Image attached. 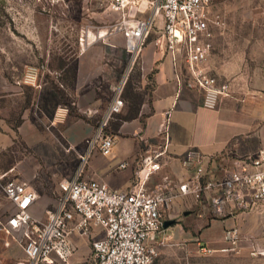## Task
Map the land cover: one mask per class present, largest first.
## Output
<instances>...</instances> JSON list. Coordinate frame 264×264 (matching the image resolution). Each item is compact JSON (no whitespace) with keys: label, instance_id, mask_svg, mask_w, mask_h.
<instances>
[{"label":"built area","instance_id":"2783aa9c","mask_svg":"<svg viewBox=\"0 0 264 264\" xmlns=\"http://www.w3.org/2000/svg\"><path fill=\"white\" fill-rule=\"evenodd\" d=\"M110 2L120 14L114 30L124 39L131 66L154 34V49L169 58L178 81L187 74L191 85L203 92L204 108L214 109L220 98L228 96V84H218L207 68L216 32L222 28L221 16L213 11L212 0H151L145 19H130L125 14L130 0ZM121 88H113L98 126L85 140V153L80 160L95 153L102 157L111 155L114 138L106 132V126L124 107ZM168 116L167 112L159 125L158 146L140 138L145 149L137 162L136 182L129 190H110L102 182L84 178L82 165L70 178L57 182L56 204L36 218L32 207L39 199L37 189L18 179L5 181L1 190L10 209L0 213V233L23 253L12 264H69L72 237H88L95 228L101 229L102 237L91 242L94 264H155L163 246L158 239L162 227L166 221L181 217L177 202L188 196L197 203L205 197L209 212L217 218L229 215L231 208L240 213L255 208L264 212V149L252 157L234 159L219 177L210 174L202 163H195L189 165L191 175L186 181L164 176L147 190L148 178L163 166L161 158L169 143ZM117 167L124 169L126 165L120 163ZM223 241L236 245L238 230H225ZM197 244L201 252H211L198 241Z\"/></svg>","mask_w":264,"mask_h":264},{"label":"rangeland","instance_id":"374dc122","mask_svg":"<svg viewBox=\"0 0 264 264\" xmlns=\"http://www.w3.org/2000/svg\"><path fill=\"white\" fill-rule=\"evenodd\" d=\"M212 2L213 11L221 16L222 28L216 32L207 68L218 84H228V95L241 92L254 76L264 75V0ZM119 21L120 14L112 8L110 0H0V139L10 143L0 146V203L3 204L0 213L10 209L1 190L5 181L27 182L37 189L39 196L58 182L53 174L59 163L46 151L50 149L42 147L46 154L37 161L30 156V149L16 129L23 115L38 114L39 85L46 84L58 92L59 101L64 104L56 110H62V120L68 113L77 117L76 109L69 104L76 85L94 89L99 109L95 128L113 88L122 87L124 107L106 126V132L113 138L121 135L116 130L120 118L133 111L140 99L144 102L148 98L153 71L144 73L142 55L131 66L125 50L117 48L109 53L100 46L116 45L117 41L124 44L121 33L114 30ZM102 31L104 36H100ZM153 36L146 43L151 44L152 53L156 51L151 43ZM81 53L91 56L93 61L84 64L81 60L79 64ZM53 123H56L53 117H45L36 124L46 130ZM121 136H129V131ZM64 146L70 152L73 150ZM78 164L86 167L87 159ZM51 196L57 199V194ZM241 213L228 228L238 230L236 245L224 242L220 249H213L205 244L204 247L212 249L203 253L196 243L186 242V248H176L166 264H264V212L255 208ZM209 218L217 219L213 215ZM189 219L186 218V231H190L187 237H198L191 231L193 225Z\"/></svg>","mask_w":264,"mask_h":264},{"label":"crops","instance_id":"0c3cea01","mask_svg":"<svg viewBox=\"0 0 264 264\" xmlns=\"http://www.w3.org/2000/svg\"><path fill=\"white\" fill-rule=\"evenodd\" d=\"M149 1L151 0H130L124 12L130 19H145L149 15ZM100 46L109 53L117 48L125 50L121 41H117L116 45L103 43ZM141 55L144 73L153 71L152 89L148 98L140 103L135 118L120 122L117 133L122 135L129 131V136H114L111 155L102 157L95 153L87 159L82 175L84 178L102 182L110 190H129L136 182L137 162L145 149L140 138L150 145L158 146L161 143L159 125L167 112L169 143L161 158L162 169L150 175L146 182L147 190L153 189L164 176L174 181H186L191 175V168L188 167L195 163H202L210 174L219 177L222 169L234 159L252 157L260 149H264V75L254 76L247 87H242L241 92L222 97L214 109H206L202 105L203 92L191 85L187 74L180 76L181 80L178 81L169 58L157 51L152 53L151 44L144 47ZM81 60L88 64L93 58L81 53L79 64ZM76 87L72 90L73 98L69 104L76 109L77 117L68 113L64 116L66 121L60 119L62 110L56 108L64 103L59 101L57 91L42 84L36 89L40 103L38 114L26 113L22 116V123L16 128L30 149L32 158L41 161L40 157L46 151L53 155V161L59 163L53 174L58 181L70 178L79 167L80 156L85 153V140L93 133L95 115L99 112L94 89H84L86 86L82 85ZM46 110L50 113L46 114ZM45 117H53L56 123L50 124L46 130L39 129L36 123L43 121ZM9 144L0 139V146ZM64 145L73 150H66ZM42 147L50 150L43 152ZM69 162L73 164L70 165ZM120 163H124L126 167L118 169ZM56 187L54 183L50 191L39 196L32 207L34 217L41 218L46 208L56 204V198L51 196L56 194ZM177 207L182 213L181 217L164 223L163 232L158 237L163 246L158 250L155 264H166L176 248H186V242L198 245V241L202 245L220 249L224 244V231L242 214L231 208L229 215L211 219L205 197L198 203L191 196L185 197L177 202ZM188 217L193 225L191 231L198 237H187L190 234L189 230L186 231ZM101 237L99 228H95L88 237H72L73 251L68 259L69 264H94L91 242ZM211 247L209 248L212 249ZM22 257L23 253L18 245L0 233V264H12Z\"/></svg>","mask_w":264,"mask_h":264},{"label":"trees","instance_id":"16d2710c","mask_svg":"<svg viewBox=\"0 0 264 264\" xmlns=\"http://www.w3.org/2000/svg\"><path fill=\"white\" fill-rule=\"evenodd\" d=\"M151 79H152V75H151ZM150 81H152V80H150ZM152 85V84H151ZM152 89V86H150V90ZM150 90H149V92H150ZM127 98H128V96H127ZM128 100H129V98H128ZM130 102H133V98H130ZM142 101H141V99L138 101V103H136L135 104V107H134V110L133 111H128V112H130V113H128L127 115H125L124 117H122V118H120V122H122V121H128V120H131V119H133V118H135L136 116H137V114H138V110H139V108H138V105L141 103ZM137 105V106H136ZM120 124V123H119ZM119 124H118V126H116V130H118V127H119ZM16 128H17V126H16ZM16 130V129H15Z\"/></svg>","mask_w":264,"mask_h":264},{"label":"bare ground","instance_id":"6f19581e","mask_svg":"<svg viewBox=\"0 0 264 264\" xmlns=\"http://www.w3.org/2000/svg\"><path fill=\"white\" fill-rule=\"evenodd\" d=\"M105 35V33H103V31H102V33L100 34V36H104Z\"/></svg>","mask_w":264,"mask_h":264}]
</instances>
